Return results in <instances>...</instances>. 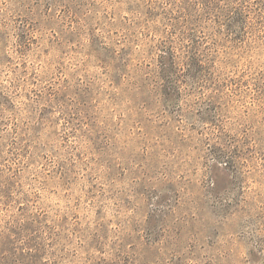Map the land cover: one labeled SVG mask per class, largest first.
I'll return each instance as SVG.
<instances>
[{
    "label": "rangeland",
    "instance_id": "obj_1",
    "mask_svg": "<svg viewBox=\"0 0 264 264\" xmlns=\"http://www.w3.org/2000/svg\"><path fill=\"white\" fill-rule=\"evenodd\" d=\"M0 264H264V0H0Z\"/></svg>",
    "mask_w": 264,
    "mask_h": 264
}]
</instances>
